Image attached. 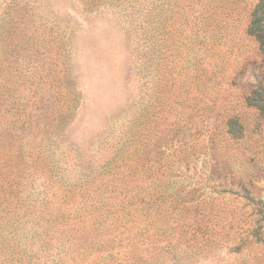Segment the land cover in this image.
<instances>
[{
    "label": "rangeland",
    "instance_id": "374dc122",
    "mask_svg": "<svg viewBox=\"0 0 264 264\" xmlns=\"http://www.w3.org/2000/svg\"><path fill=\"white\" fill-rule=\"evenodd\" d=\"M259 1L0 0V264H264Z\"/></svg>",
    "mask_w": 264,
    "mask_h": 264
},
{
    "label": "trees",
    "instance_id": "16d2710c",
    "mask_svg": "<svg viewBox=\"0 0 264 264\" xmlns=\"http://www.w3.org/2000/svg\"><path fill=\"white\" fill-rule=\"evenodd\" d=\"M247 34L259 44V48L264 52V0H260L254 8ZM69 83L68 78L62 80V85L65 88H69ZM72 94L71 107H75L77 95L74 92Z\"/></svg>",
    "mask_w": 264,
    "mask_h": 264
}]
</instances>
